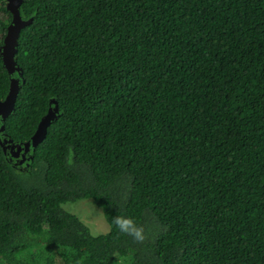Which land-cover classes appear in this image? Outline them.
<instances>
[{
    "label": "trees",
    "instance_id": "1",
    "mask_svg": "<svg viewBox=\"0 0 264 264\" xmlns=\"http://www.w3.org/2000/svg\"><path fill=\"white\" fill-rule=\"evenodd\" d=\"M0 138V264H264V0H24ZM12 15L0 0V46ZM0 56V99L12 79ZM54 106V105H53ZM91 200L93 235L68 203ZM144 229L137 242L114 217Z\"/></svg>",
    "mask_w": 264,
    "mask_h": 264
},
{
    "label": "water",
    "instance_id": "2",
    "mask_svg": "<svg viewBox=\"0 0 264 264\" xmlns=\"http://www.w3.org/2000/svg\"><path fill=\"white\" fill-rule=\"evenodd\" d=\"M23 2L24 0H6V10L12 15V20L7 28L3 44L0 46V56L9 75L13 77L17 74L18 78L12 79L8 95L4 100L0 99V122H5L14 112L20 92V81L23 78V69L17 65L15 60L19 48L18 40L22 30L33 22L32 18L25 20L22 17L21 6ZM51 105L52 107L41 119L36 132L28 142L16 144L8 137L0 138V145L5 153L9 150L14 158L22 156L18 164H23L27 159H32V157L27 158V154L45 140L49 127L58 119L60 114L59 105L55 100H51Z\"/></svg>",
    "mask_w": 264,
    "mask_h": 264
},
{
    "label": "rangeland",
    "instance_id": "3",
    "mask_svg": "<svg viewBox=\"0 0 264 264\" xmlns=\"http://www.w3.org/2000/svg\"><path fill=\"white\" fill-rule=\"evenodd\" d=\"M63 207L79 217L88 226L93 235L106 234L110 231V226L104 217L102 209L96 206L93 201L82 200L65 204Z\"/></svg>",
    "mask_w": 264,
    "mask_h": 264
},
{
    "label": "clouds",
    "instance_id": "4",
    "mask_svg": "<svg viewBox=\"0 0 264 264\" xmlns=\"http://www.w3.org/2000/svg\"><path fill=\"white\" fill-rule=\"evenodd\" d=\"M113 223L121 233L132 236L137 242L144 241L145 235L143 227L138 226L131 217L117 216L114 217Z\"/></svg>",
    "mask_w": 264,
    "mask_h": 264
},
{
    "label": "flooded vegetation",
    "instance_id": "5",
    "mask_svg": "<svg viewBox=\"0 0 264 264\" xmlns=\"http://www.w3.org/2000/svg\"><path fill=\"white\" fill-rule=\"evenodd\" d=\"M9 151V150H8Z\"/></svg>",
    "mask_w": 264,
    "mask_h": 264
}]
</instances>
